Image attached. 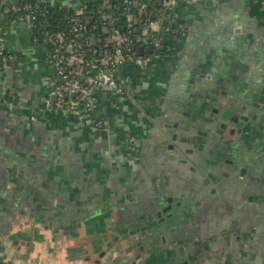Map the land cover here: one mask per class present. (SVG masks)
Segmentation results:
<instances>
[{
  "label": "crops",
  "instance_id": "obj_1",
  "mask_svg": "<svg viewBox=\"0 0 264 264\" xmlns=\"http://www.w3.org/2000/svg\"><path fill=\"white\" fill-rule=\"evenodd\" d=\"M19 1L0 2V264H264V0H170L182 33L151 26L166 51L123 61L125 86L96 88L90 120L53 98L48 42L9 18ZM48 1L81 13L117 0ZM208 98L238 114L262 99L251 134L224 148L243 171L222 187L200 175L214 146L183 153L164 133L182 117L207 130Z\"/></svg>",
  "mask_w": 264,
  "mask_h": 264
},
{
  "label": "built area",
  "instance_id": "obj_2",
  "mask_svg": "<svg viewBox=\"0 0 264 264\" xmlns=\"http://www.w3.org/2000/svg\"><path fill=\"white\" fill-rule=\"evenodd\" d=\"M125 1L129 5H133L134 3L132 0ZM37 4L39 8L44 4L46 8L51 5L48 0H38ZM134 4L136 5V3ZM31 18L35 19V16H31ZM163 18L167 19L169 23V25L164 26L165 31L175 35H180L182 33L183 25L181 23L178 24L176 17L169 9V4H166L164 14L161 18V24H163ZM102 20L107 29L112 27L109 37L116 40L119 44H127L126 50L119 45H116L114 50H111L108 48V43H106L103 47L94 50L98 57L88 58L84 45L78 39L79 37H84L85 44H88L90 37L84 35V33L76 34L70 39V43H66L63 34L49 33L48 31L44 32L45 40L49 45L48 58L54 65V94L57 96V102L59 105L63 106L69 105L75 101L83 103L82 113L88 120L92 118L91 116L96 105L95 89H120V84L113 75V71L117 70L119 65L125 60L143 62L146 59L130 51L131 48L129 45L134 42L131 30L133 26L132 23L129 24L131 26L127 31H122L112 18V10H109V12L104 11ZM145 22L149 23V29L155 23H158V20L150 21L146 18ZM81 27L84 26L81 25ZM180 29L181 33L179 32ZM74 30H79V27L75 26ZM97 39L99 41H104L105 38L100 36ZM152 40L155 49L162 46L160 38L152 36ZM0 54L3 56L0 61H4L6 57L1 49ZM94 68L97 72L96 77H92L91 75V71Z\"/></svg>",
  "mask_w": 264,
  "mask_h": 264
},
{
  "label": "trees",
  "instance_id": "obj_3",
  "mask_svg": "<svg viewBox=\"0 0 264 264\" xmlns=\"http://www.w3.org/2000/svg\"><path fill=\"white\" fill-rule=\"evenodd\" d=\"M136 5H129L125 0H118L112 5L102 6V11L98 10L96 5L97 3H92L87 6L81 13L76 12L73 9H67L64 7L50 5L48 8L44 5H41V8L47 10V13L36 12L39 7L38 0H20L19 6L16 9L10 8L9 18L14 19L20 16H26L29 13H33L32 16H35L33 20L35 24V35L38 41H44V32L48 31L49 33H61L64 35V40L66 43H70V39L76 34L84 33L90 37L89 43L85 44V38L79 37V41L84 45L88 58H96L98 55L95 53V49L103 47L108 43V48L114 50L116 45L124 47L126 50L127 44H119L116 40L109 37L112 27L106 30V25L103 24V13L104 11L112 10V18L116 21V24L120 27L122 31H127L129 28L130 21L132 22V37L134 42L130 43V51L135 52L137 55H141L144 58L153 56L155 47L153 46L152 36L148 32L149 23L145 22V19L148 18L150 21L161 20L164 10L166 7V0H132ZM148 2L146 5L141 3ZM134 14V19L130 20L129 15ZM164 19V18H163ZM137 20V24L134 22ZM84 26V27H81ZM163 25H169L168 20H163ZM78 26L79 30L75 31L74 27ZM126 27V28H124ZM135 27L138 28V31H135ZM96 35L97 38L103 36L104 41H99L94 44L92 42V36ZM143 47V52L140 51V48ZM163 46L158 48L160 52H165L166 50L162 49ZM2 62V61H0Z\"/></svg>",
  "mask_w": 264,
  "mask_h": 264
},
{
  "label": "flooded vegetation",
  "instance_id": "obj_4",
  "mask_svg": "<svg viewBox=\"0 0 264 264\" xmlns=\"http://www.w3.org/2000/svg\"><path fill=\"white\" fill-rule=\"evenodd\" d=\"M261 101H254L253 103H246L245 105H242L244 109L243 114H238V112L235 111V108L232 106V101H214V98H208L207 101H197L196 107H198V111L202 113L203 118L206 120V125H207V130L201 131V130H196V128H192L193 124H190V119H187V117H182L179 121H177V127L173 126L170 128L171 131L179 130L182 136L188 137L189 142L186 143L187 149H193L192 153H196L197 151L200 150V145H204L203 149H208L210 144L214 146V149H212V153L214 156H218V160H216L215 164L209 163V162H204L200 168L201 176L202 174L205 175V172L207 173V179H212L215 181L216 185L218 187H222V181L224 177H230V176H235L238 171L242 172L243 168L241 171L238 169L237 166L232 167L229 166L227 167V164L225 166V163H222V157H225L226 152L225 149L226 146L229 142H231L232 137L237 138L238 136L240 137H247L251 134L252 128L255 126L257 123V117H255V114H258V109L260 108V103ZM259 103V106H258ZM253 104V105H252ZM213 105V107L210 110V106ZM223 105L224 106H229L230 109L227 110L226 114H222L223 112ZM205 106V107H204ZM186 116L188 115V112H185ZM232 117H237V121H231ZM230 123L232 125L230 126ZM233 124L235 126H233ZM176 125V124H175ZM174 125V126H175ZM223 125L226 126L225 131L222 132ZM234 130V132H232ZM201 133H203L202 136ZM195 138V142L192 143V139ZM207 141H205V139ZM191 141V142H190ZM178 142V141H177ZM176 144V143H175ZM177 145V144H176ZM216 148V149H215ZM216 156V157H217ZM227 158H224V161H227ZM220 167V170H217L215 168ZM212 168H214L211 172H209ZM209 170V171H208ZM214 175V176H213ZM170 204H166L162 209V214L166 216L169 214L171 211H167L166 213L163 212V210L169 206ZM169 223V222H168ZM168 223H159L158 219V225H166ZM137 231H134V234H137ZM144 241V240H143ZM203 253V252H202ZM200 253L198 254L197 257L192 256L191 259H202L203 254ZM189 263V260L187 261Z\"/></svg>",
  "mask_w": 264,
  "mask_h": 264
},
{
  "label": "water",
  "instance_id": "obj_5",
  "mask_svg": "<svg viewBox=\"0 0 264 264\" xmlns=\"http://www.w3.org/2000/svg\"><path fill=\"white\" fill-rule=\"evenodd\" d=\"M169 2H170V0H166V4H169ZM129 18H130V20H133L134 19V14H130L129 15ZM136 24H137V20H135L134 21ZM160 23H162V19L160 20ZM161 25V24H160ZM131 25H129V27H130ZM124 28H126V27H124ZM106 30H108L107 28H106ZM135 31H138V28L137 27H135ZM92 42L94 43V44H96L97 43V37H96V35H93L92 36ZM140 51L141 52H143V47H141L140 48ZM54 76L55 75H53V78H54ZM53 96V98L54 99H56L57 100V96H56V94H53L52 95ZM263 97H264V94H263ZM258 101H262V99L261 98H259V100ZM260 103V102H259ZM259 103H258V106H259ZM230 109V107L229 106H224L223 105V112H222V114H226L227 113V110H229ZM237 117H232V119H231V121L233 122V121H237ZM232 125V123H230V126ZM178 125L176 124L175 125V127H177ZM233 126H235L234 124H233ZM172 126L170 125V124H167V129L168 130H166V131H164V133H165V136H166V143L167 144H169V146H170V148H172V149H174V148H178V149H180V151H182L183 153H191L192 152V150L193 149H187L186 147H187V145H186V143H188L189 142V139H188V137H185V136H182L180 133V131L179 130H176L175 129V131L173 132V131H171V128ZM174 128V127H173ZM225 128H226V126H224L223 125V129H222V132L223 131H225ZM232 132H234V130H232ZM170 141H171V143H170ZM178 141V142H177ZM191 142V141H190ZM193 142H195V138H193L192 139V143ZM177 145H176V144ZM204 147V145L202 146V144L200 145V149H202ZM214 176V175H213ZM210 182V179H208L206 182ZM171 200L169 199V202H170ZM172 209V205H169L168 207H167V209L165 208L164 210H163V212H167V211H169V210H171ZM163 216V214H162V211L160 210V211H158V217H159V223H168L169 222V220L171 219V217L173 216V214L172 213H169V214H167L166 216H164V217H162ZM174 217V216H173ZM132 236H133V246H132V249L134 248V247H137L140 251H141V253L140 254H144L145 253V250H146V248H144L143 247V245H142V242H143V240H141V239H138L139 237H134L136 234H134V232H132V234H131ZM128 237H129V235H124V238H123V240H126L127 239V241H128ZM136 243H138V246H136L135 244ZM204 254H205V252H203Z\"/></svg>",
  "mask_w": 264,
  "mask_h": 264
},
{
  "label": "rangeland",
  "instance_id": "obj_6",
  "mask_svg": "<svg viewBox=\"0 0 264 264\" xmlns=\"http://www.w3.org/2000/svg\"><path fill=\"white\" fill-rule=\"evenodd\" d=\"M3 0H0V2H2ZM118 1V0H117ZM17 2H18V0H17ZM116 2V1H115ZM114 3V2H113ZM112 3V4H113ZM111 3L109 4V5H112ZM142 5H146V4H148V2H145V3H141ZM18 6H19V3H18ZM98 6V7H97ZM102 6H103V4L101 5V7H100V4L98 5H96V7H97V9L98 10H102ZM48 8V7H47ZM36 12H39V13H47V10L46 9H44V8H38L37 10H35ZM111 11V10H110ZM33 15V13L31 14V13H29V14H27L26 16L31 20V21H33L34 19H32L31 18V16ZM178 21V24H180L181 23V21H179V20H177ZM34 23V22H33ZM158 23H160V20H158ZM161 24V23H160ZM35 25V24H34ZM161 26L164 28V25L163 24H161ZM178 26V25H177ZM179 28V27H178ZM164 32H165V29H164ZM179 32L181 33V29L179 30ZM178 36V35H177ZM158 38H160V40L162 41V38L160 37V36H158ZM2 50V49H1ZM3 51V50H2ZM4 52V51H3ZM158 53H161L160 52V50H158V48H156V49H154V52H153V55L154 54H158ZM6 53H4V55H5ZM1 56H0V59H2L3 58V56H2V54H0ZM52 67H53V75H54V65H53V63H52ZM94 72H96V70H95V68L93 69V73ZM97 73V72H96ZM113 75L117 78V80H118V82L119 83H121L122 85H124L125 86V81L123 80V79H121L120 78V76H119V74H117V70H115V71H113ZM112 91H114L115 93H117L116 91L117 90H115V89H111ZM127 93H121V95H123L124 97H125V101H132V99L133 98H131V93H129L130 95L128 96V95H126ZM74 103H77L78 105H81V108H82V111H83V103H79V102H74ZM66 106V105H65ZM119 239V237H118V235H116L115 234V236L113 237V238H111V240H114V241H117ZM113 241V242H114ZM109 244V243H108Z\"/></svg>",
  "mask_w": 264,
  "mask_h": 264
}]
</instances>
